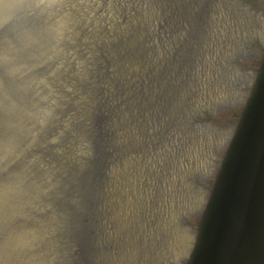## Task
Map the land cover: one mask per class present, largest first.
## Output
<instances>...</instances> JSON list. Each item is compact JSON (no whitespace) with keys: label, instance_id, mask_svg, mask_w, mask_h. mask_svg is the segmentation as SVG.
Returning <instances> with one entry per match:
<instances>
[{"label":"water","instance_id":"1","mask_svg":"<svg viewBox=\"0 0 264 264\" xmlns=\"http://www.w3.org/2000/svg\"><path fill=\"white\" fill-rule=\"evenodd\" d=\"M261 1L0 0V264H264Z\"/></svg>","mask_w":264,"mask_h":264}]
</instances>
